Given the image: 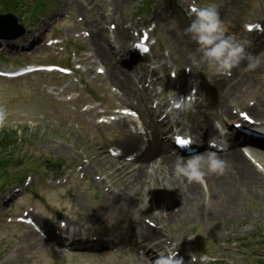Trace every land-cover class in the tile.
Masks as SVG:
<instances>
[{
	"label": "rangeland",
	"instance_id": "374dc122",
	"mask_svg": "<svg viewBox=\"0 0 264 264\" xmlns=\"http://www.w3.org/2000/svg\"><path fill=\"white\" fill-rule=\"evenodd\" d=\"M143 1L150 0H126L123 15L127 9H137L141 6ZM201 3L211 4L219 8L222 5L224 0H200ZM101 2V3H100ZM105 2H109V0H95L93 7H85L84 5L80 6H69L67 12H72L74 10V17L76 18L78 15L81 16L84 20V24L88 18L94 20L97 19V16L100 14L103 8H105ZM234 2V15L233 17H224L220 16V19L230 28V30L235 31L236 33H241L240 24L247 20H258L261 16V12L259 10V4H264V0H233ZM87 3V2H83ZM66 4L65 0H60L57 5L58 9H61L63 5ZM210 5V6H211ZM170 9L173 8L172 3L167 4ZM162 7V3H161ZM80 9V13L77 11ZM174 10V9H173ZM51 11V5L48 3L46 5V11L43 14H47ZM122 12L118 13V16ZM83 14V15H82ZM226 18V20L224 18ZM234 18L235 20H233ZM27 21L26 19L24 20ZM37 21V20H36ZM88 21V20H87ZM65 22V20L63 21ZM82 22L77 23L72 19L69 23H62L59 25V32L65 33L70 31H79L82 30L78 26ZM112 23V20H105L103 25ZM9 25V24H8ZM67 27V30H65ZM184 23L177 16V13L167 14L160 18V26L158 31L159 43L154 51V54L157 55L155 60L157 59L160 64L159 70H157V74H161L162 79L161 83H164L168 79L169 70L168 66L181 65V66H189L193 68L195 66L199 67V73L195 74V78L197 82L201 84V89L199 87V102L200 105L203 106L205 104L204 100L209 99L211 95L210 85L212 83V79L214 74L218 76L225 77V73L222 75L220 73L214 72L203 60H194L193 55L186 56L185 62L181 61L178 56L175 54L178 53L179 46L177 41H182L180 35L184 34ZM242 36V35H241ZM242 38V37H241ZM241 42V39L239 40ZM83 45L82 49H86V39L81 42ZM172 47L175 52L171 57L167 53L170 54V48ZM246 54H250L252 57L251 63H253L258 70L256 71L253 67L249 70L250 78H254L255 83L260 84L259 77L262 78L264 76V72L260 67L264 63V56H262V51H257L252 47L245 46ZM65 54H67L65 52ZM41 56L45 58H49L50 55L48 53H41ZM61 59V58H57ZM29 61H41L40 58H36L34 56ZM50 60H46L48 62ZM244 62H247V65L244 66L245 69L248 70V64L250 63L247 56L244 58ZM194 65V66H193ZM182 69L179 71L182 76ZM197 68V67H196ZM163 70V71H162ZM178 71V69H176ZM263 73V74H262ZM227 74H232L233 78V69L231 68ZM227 77V76H226ZM58 78V77H57ZM56 78V79H57ZM53 77H31L24 81H13L6 82L0 80V136L3 134V131L10 135V131H6L7 128H11L17 131V136L22 134L27 136L22 139V142H28V145L35 146L33 150L34 157H39L42 154L44 155H55L57 158H62L59 153L65 156V148L68 150L76 149L79 151L77 154L80 158L87 157L92 160L91 169H93V173H100L107 175L104 170L109 165L108 163L112 161L115 165L114 160L110 159L107 155V159L104 161L99 157H96L95 150L96 148H102L106 151L107 146L116 145L118 133L115 132L114 129H98L95 130L94 127L91 126V122L89 121V115H82L77 113H72L69 110L68 105H61L55 103L54 99L48 97L45 94L43 89V84L47 82H52ZM169 83V90L163 93V97H167L173 93L174 91V80L167 81ZM104 84L100 85V83H94L93 87L97 91H93V97L87 96V93L83 94V98L85 101H92L94 99H101L103 96L105 97L108 92L104 88ZM203 85L205 87L203 88ZM188 85L182 87V91L187 89ZM258 88L251 89L252 91H256ZM173 90V91H172ZM250 96V95H246ZM250 101L251 98H244L243 102L235 103L232 105L233 107H245L244 102ZM112 102L117 101L115 98L111 99ZM247 103V102H246ZM92 113V112H91ZM198 118L201 115H197ZM78 124L80 128H75V124ZM82 128V129H81ZM80 136V138H79ZM63 145L64 150L59 151L56 148V145ZM24 149L21 147H17L16 145L7 150H0V160H8V163L5 166V171L12 177L15 174L25 173L31 171V168L27 166L26 159L27 154L31 151H28L27 154H22ZM63 160L69 159L68 156L63 157ZM16 161L22 162V165L17 169L14 167ZM107 162V163H106ZM131 166V165H130ZM117 168V166L115 167ZM108 176V175H107ZM2 171H0V186H2ZM114 182V179L112 180ZM110 184V182H109ZM98 186V185H97ZM103 188L107 189V183L105 187L100 186V188L94 187V185L90 186V189L84 195L88 199V203L86 207L77 204L75 199L72 197V194H76V186L74 182H70L63 188H59L55 191L46 190L39 188L31 189V192L27 194L25 197L21 199V203L25 205L27 202L32 201L36 204L37 210L40 215L43 216H55V213H59L61 215V219L77 217L82 219L84 214L87 211V208H90L92 204L96 203L98 205L101 201L99 195L102 193H106L103 191ZM115 189L114 184L111 186V190ZM146 188H141V194L138 196L137 200L142 201V206L138 209V213H141V218H145V214L150 211H160L165 204L163 195H154L152 194L149 198L152 201L149 203L147 200ZM37 194V195H36ZM36 195V196H34ZM245 206L248 208V211H251L254 218L238 219V216L232 215V211H227V219L223 222H219L218 225H222V228L219 232L215 229H212L213 221L209 223L200 221L199 219H194L191 221L183 230L181 235L187 236V240L191 242L189 246L187 245L185 248H195L197 242H200L201 245H204L203 251L207 252H218L221 251L222 254H219L220 257H227L230 259H235L236 264H255L254 258L252 256L246 255L239 246H231L228 244L227 247L223 248V243L227 241L230 243L231 241H240L245 238H252L253 234L255 235L260 229H264V190L257 191L252 194L248 193L245 198ZM170 213H174V205L169 204ZM146 211V212H145ZM90 220L83 221L86 224H92L94 220L89 218ZM101 221V220H100ZM156 222V220H153ZM157 221L160 223L164 221L161 218V212L157 217ZM169 235L177 237L179 236L178 231H174L171 224L168 226ZM24 235L23 230H17L15 227H0V258L7 253L10 248H13L17 244H20ZM38 237H33L28 240L23 249H21L17 255V258L11 259L8 257V264H134L132 262H128L127 259L130 256L131 250L128 248L123 249L120 252L111 253L110 256H101L97 252H88V251H78L65 253L60 252L59 250L53 249L51 245L42 240L38 241ZM178 239V238H177ZM255 240L259 239V236L256 235ZM261 239V237H260ZM259 239V240H260ZM176 240V239H173ZM37 241L39 244H37ZM223 248V249H221ZM261 253L264 254V245L261 246Z\"/></svg>",
	"mask_w": 264,
	"mask_h": 264
},
{
	"label": "bare ground",
	"instance_id": "6f19581e",
	"mask_svg": "<svg viewBox=\"0 0 264 264\" xmlns=\"http://www.w3.org/2000/svg\"><path fill=\"white\" fill-rule=\"evenodd\" d=\"M77 2L78 0H74ZM92 2L94 0H91ZM126 0H109L105 2V8L102 9L96 20L89 19L85 24V29L90 32L88 39L89 51L92 58L100 60L105 64L107 71L104 79L109 83H114L119 87L123 102H128L134 107V111L139 116L143 134H137L127 127L126 122L120 123L121 130L116 142V147L122 150L123 155L134 152L135 157L132 162L116 163L112 161L108 165L109 180L96 181L91 177L94 186L112 182L114 179L115 189L111 190L108 186L106 193L100 195L99 205L92 204L87 208L82 221L94 220L92 228L97 233H108L115 240L109 249L113 248L121 250L125 247H130L133 250L132 259L127 260L134 264H151L148 260L147 253L143 252V248L148 245L156 244L161 246L162 243H171L168 239H177V237L166 235V240L163 242L162 232L158 229H152L144 223L141 218V213L138 209L143 205L142 201L137 198L141 194V188H146L149 203L150 196L163 195L165 204L160 209L161 218L164 222L171 224L174 231L183 230L191 221L199 219L200 221L209 223L214 222L212 229L217 232L220 231L222 225L217 224L227 219V211H232V215L238 216V219H250L253 217L251 211L245 206V198L248 193L252 194L257 191L264 190V176L255 168V166L247 159L246 155L240 150L235 149L231 145V150L224 153H216V155L226 162L223 173H207L201 182H189L186 178L179 177L175 173V163L180 157L169 154L165 142L159 137V125L154 122V113L158 107L152 108L150 106V99L153 98L143 87H139L142 83L143 77H137V74H129V71L122 70L117 65L114 56L108 53L106 42L104 39V30L101 25L107 19L117 20L116 29L113 32L114 36L122 38L125 36V31L122 23L119 22L120 17L118 13L123 11ZM264 12V6H259ZM233 0H224L222 5L218 8V13L224 17H233L234 15ZM223 17V18H224ZM226 20V18H224ZM235 20L234 18H232ZM264 23V14L262 15ZM246 36L245 34H243ZM182 41H177L179 50L175 54L172 47L170 48L171 55H176L179 59L185 62L186 56L193 55L194 60L198 62L200 53L197 51V44L190 39L189 36L180 35ZM261 50L264 56V37L256 34H248L247 38L242 42ZM206 63V62H205ZM247 62L244 59L234 66V77L231 80L223 78L214 74L212 83L210 85L211 95L203 110L204 124L207 126L209 132L212 131V117L220 118L227 116L230 112L231 106L235 103L243 102V99L251 98L252 105L246 107V110L257 120H264V76L259 77L260 84L255 83L254 78H250L249 70L244 66ZM194 66V65H193ZM183 66L176 65L180 71ZM197 67V68H196ZM256 71L258 67H253ZM199 67L195 66L194 70L188 75L182 76L184 85L198 83L195 74H200ZM264 72V63L260 67ZM195 72V74H194ZM263 74V73H262ZM205 85H203V88ZM258 88L256 91L251 89ZM246 95H250L249 97ZM246 104V103H244ZM114 126H119L114 124ZM120 130V131H121ZM215 134V132H214ZM80 138V136H79ZM229 140L231 136L227 137ZM253 152L258 159H264V149H255ZM96 157L101 160L107 159L106 151L102 148L94 149ZM263 150V151H261ZM210 151H202L196 154H207ZM194 155V154H192ZM189 157L183 158L187 159ZM131 165V166H130ZM118 166V169L115 167ZM112 185V183H111ZM74 199L77 204L86 207L88 199L85 196L74 194ZM169 204L174 205V213H170ZM146 212V211H145ZM146 215V214H145ZM103 220L102 226L97 224V220ZM74 223L79 225L75 219ZM34 233L28 232L25 234L23 241H28L34 237ZM185 237L179 235L181 241ZM159 241V242H157ZM100 242V241H99ZM184 243V242H183ZM39 244V242H37ZM107 256L110 253H106ZM101 256H105L102 253Z\"/></svg>",
	"mask_w": 264,
	"mask_h": 264
},
{
	"label": "clouds",
	"instance_id": "9594fccd",
	"mask_svg": "<svg viewBox=\"0 0 264 264\" xmlns=\"http://www.w3.org/2000/svg\"><path fill=\"white\" fill-rule=\"evenodd\" d=\"M192 19L184 29L190 39L196 42L200 59L216 73H227L237 66L246 56L250 63L249 68L255 65L251 63L252 57L245 52V44L226 34L227 29L220 19L215 6L189 9ZM226 162L216 153L194 154L186 160L180 158L175 163V173L179 177L186 178L189 182H201L207 173H223ZM178 249L170 247L158 253L154 264H184L183 257L177 255ZM201 261L207 257L201 256ZM195 262L191 257L189 264Z\"/></svg>",
	"mask_w": 264,
	"mask_h": 264
},
{
	"label": "snow or ice",
	"instance_id": "6c2138e0",
	"mask_svg": "<svg viewBox=\"0 0 264 264\" xmlns=\"http://www.w3.org/2000/svg\"><path fill=\"white\" fill-rule=\"evenodd\" d=\"M177 142H178L179 144H181V145H184V144H186L188 141L185 140V139L182 138V137H177Z\"/></svg>",
	"mask_w": 264,
	"mask_h": 264
},
{
	"label": "water",
	"instance_id": "95a60500",
	"mask_svg": "<svg viewBox=\"0 0 264 264\" xmlns=\"http://www.w3.org/2000/svg\"><path fill=\"white\" fill-rule=\"evenodd\" d=\"M8 18H10V16H8V15H6V16H0V21L1 20H5V19H8ZM12 18V17H11Z\"/></svg>",
	"mask_w": 264,
	"mask_h": 264
},
{
	"label": "trees",
	"instance_id": "16d2710c",
	"mask_svg": "<svg viewBox=\"0 0 264 264\" xmlns=\"http://www.w3.org/2000/svg\"><path fill=\"white\" fill-rule=\"evenodd\" d=\"M6 142H8V139L6 140ZM5 145V141L3 140H0V147L4 146Z\"/></svg>",
	"mask_w": 264,
	"mask_h": 264
}]
</instances>
